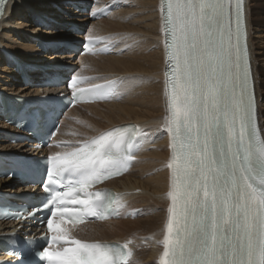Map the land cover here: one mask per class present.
Returning a JSON list of instances; mask_svg holds the SVG:
<instances>
[{"label":"snow or ice","instance_id":"obj_1","mask_svg":"<svg viewBox=\"0 0 264 264\" xmlns=\"http://www.w3.org/2000/svg\"><path fill=\"white\" fill-rule=\"evenodd\" d=\"M6 3L0 0V18ZM160 11L173 136L172 203L160 264H264V116L252 79L246 0H162ZM133 133L114 129L50 157L57 177L75 178L55 193L57 203L82 207L55 208L47 226L56 250L42 253L47 264H116L132 255L123 252L128 244L82 242L63 226L88 215L103 218L116 202L111 193L89 189L134 159ZM47 183L59 181L50 174ZM61 241L73 246L59 249Z\"/></svg>","mask_w":264,"mask_h":264},{"label":"bare ground","instance_id":"obj_2","mask_svg":"<svg viewBox=\"0 0 264 264\" xmlns=\"http://www.w3.org/2000/svg\"><path fill=\"white\" fill-rule=\"evenodd\" d=\"M48 1H51V3L48 4L45 0L41 2L36 0H10L0 24V49L9 48L23 60L37 61L30 57L31 54L37 53L35 40L48 41L52 38L44 40L46 38L45 34L42 35L44 30L39 29L38 25L35 26V30L30 31L32 34L27 33L29 27H32L35 22L33 21L35 16L47 15L59 21L56 26H54L55 24H52V26L58 30L59 34L64 35L70 34H67L68 29L71 27L70 22L85 23V21L79 20L78 15L81 13L73 7V4L85 0ZM97 1L110 3L116 0ZM121 1L122 5L119 11L113 12L107 19L91 23L89 26L91 34L89 36H102L108 42L117 44L113 55L76 58L78 61H72L75 55L67 53L68 51L63 47L60 50L52 48L50 50L52 53L50 56L47 55L48 57L44 53L42 54L41 50L40 58L48 59L51 61L50 64L79 66L82 68L81 75H88L83 72L85 70H93V73L90 74L93 76L95 74L103 75L107 72L109 77L102 79L103 81L119 79L123 82L122 93L124 98L121 102L81 106L72 110L69 118L75 114H78L81 118L75 119L73 123L67 122L62 129L60 139L80 143L105 129L130 122L137 123L141 131L149 134L151 140L154 141L150 155L153 158L150 157L147 162L145 161L146 158H143L149 147H151L147 145L140 153L138 161L129 175L111 184L119 191L130 193L131 205L141 204V206H146L143 209V214L146 213L149 217L144 220H140L141 217H139L135 221L90 225L82 237L91 241L135 240L137 255L132 264H158L156 260L159 251L163 249L161 239L164 235L167 213L170 207V167H168L170 154L166 127L165 36L160 11L161 0ZM246 2L259 113L264 116V12L257 10L264 7V0H246ZM54 7L61 9L63 13L60 15ZM96 10L97 8L94 9V11ZM119 31L125 32L126 37L123 38V34L122 36L119 35ZM111 34L115 35L111 36ZM110 36L111 38H109ZM68 37L73 38L71 35ZM12 43L18 45L15 46ZM63 59L65 60L63 61ZM40 61L38 60L39 63L45 64V62H42L43 60ZM65 61L67 63H64ZM3 65L4 68H1ZM19 82H22L19 75L8 66V61L0 50V87L3 88L2 90H7L19 97L36 96L37 93L35 92L41 91L38 87H17ZM36 82H40V80L37 79ZM56 91L57 89H48L46 94L49 95ZM104 108H109L105 114L101 112V109ZM101 117L107 119L108 124L106 123V126L101 124ZM87 122L93 125L97 123V129H91ZM261 123L264 125V120ZM9 147L11 145H8L3 131H0V149L7 150ZM142 159L143 162H141ZM144 176H147V178L143 179ZM0 189L5 193L18 194L22 191L23 186H20L17 181L0 178ZM122 222L139 226L142 228V230L140 229L141 232L139 231L140 234L137 233L136 237L123 235L124 233H122L123 236L111 235L112 227L117 224L121 225ZM7 231H9V228L4 226L0 233Z\"/></svg>","mask_w":264,"mask_h":264},{"label":"rangeland","instance_id":"obj_3","mask_svg":"<svg viewBox=\"0 0 264 264\" xmlns=\"http://www.w3.org/2000/svg\"><path fill=\"white\" fill-rule=\"evenodd\" d=\"M36 1H42V0H36ZM44 1V0H43ZM45 2H47L48 4H49V2L51 3V1H48V0H45ZM131 2V1H130ZM52 5V4H51ZM55 8V10L56 11H58V13L61 15V13H63L62 11H61V9H58L57 7H54ZM256 8H258V7H256ZM258 11H260V12H264V7H261L260 9L258 8L257 9ZM94 11V10H93ZM79 16V20L80 21H85V23L87 22V18H83V16H82V14H79L78 15ZM29 19H30V17H28ZM76 19V18H75ZM23 20H26V19H23ZM31 20V19H30ZM58 20H60V18H58ZM34 21V20H33ZM56 21V20H55ZM58 22L59 21H56V23H55V25L54 26H56L57 24H58ZM78 23V22H77ZM85 23H83V24H79V27H80V29H83L84 27H85ZM91 23H94L93 21L91 22ZM35 26H36V23H33L32 24V27H29V31L27 32V33H31L32 34V32H30V31H33V30H35L34 28H35ZM54 26L53 27H50V28H44L43 30H44V32H43V34L42 35H44V36H46V38L44 39V40H48V38H52V39H50V40H48L49 42H54V41H58V40H62L63 38L64 39H66V38H69V39H74L75 41L77 40V38L76 37H74L70 32H67V34H69V35H71L73 38H70V37H68L69 35H64V34H59L58 33V30H56L55 28H54ZM89 28V27H88ZM39 29H42V28H40L39 27ZM47 31V32H46ZM89 31H90V29H89ZM37 32V31H36ZM120 33H118L119 35H121L122 36V34H123V38H125L126 37V33L125 32H122V31H119ZM125 33V34H124ZM34 35H36V34H34ZM39 35V34H38ZM112 35H115V34H111V36ZM125 35V36H124ZM41 36V35H40ZM107 36H109V35H107ZM111 36L109 37V38H111ZM121 36H120V38H121ZM38 37V36H37ZM15 39H18V38H15ZM119 39V38H118ZM20 41H21V39H19ZM37 40H39V39H37ZM32 44V43H31ZM12 45H15V46H17L16 45V43L14 44V43H12ZM26 45V44H25ZM36 48V50H37V53H34V54H31L30 55V57H31V59H36L37 61L39 60V62H41L40 60H43L42 62H45V64H50V62L51 61H49L48 59H46V58H40V56H41V54H40V52H41V50L36 46L35 47ZM5 50H7V51H10L11 53H14L15 54V52H13V50L12 49H9V48H7V49H5ZM61 52V51H60ZM42 54L44 53V55H48V56H50L51 55V51L50 50H48V51H46V52H44V51H42L41 52ZM123 54V53H122ZM33 55V56H32ZM35 55V56H34ZM62 55V54H61ZM47 56V57H48ZM65 59H63V61H64ZM76 61H78V60H76ZM64 63H67L66 61L64 62ZM40 64H42V63H40ZM44 64V63H43ZM1 68H4V65L3 66H1ZM12 69V68H11ZM84 73H87L88 75H90L91 73H93V70L92 71H88V70H85V71H83ZM108 73L106 72L105 74L103 73V75H98V74H95L94 76H96V77H99V78H101V80L102 79H105V78H107V77H109V74L107 75ZM1 75H4V74H1ZM18 82V81H17ZM22 84L19 82L18 84H17V87L18 86H21ZM22 87V86H21ZM31 88V87H30ZM32 88H36V87H32ZM3 88H1L0 87V90H2ZM33 90H35V89H33ZM3 91H5L6 93H8V94H13V93H11V92H9V91H7V90H3ZM109 108H104V109H101V112H103L104 114L106 113V110H108ZM102 110H104V111H102ZM81 117L78 115V114H75V115H73L71 118H69L68 119V121L67 122H69V123H73V121L75 120V119H80ZM101 124H103V125H107L108 124V121H107V119L105 118H102L101 117ZM87 123H89V122H87ZM107 123V124H106ZM4 124V122L0 119V130H5L6 129V126H4L3 125ZM100 124V123H99ZM91 129L92 128H94V129H97V127L96 126H98L97 125V123L95 124L94 123V125L92 124V123H89V124H87ZM94 126V127H93ZM96 127V128H95ZM8 143V142H7ZM8 145H9V143H8ZM152 146H154V144L153 145H151V147H149V150L147 151V154L143 157L144 159H145V161L147 162V161H149L150 160V155H151V151L153 150L152 149ZM9 149H14V147H9ZM149 153V154H148ZM148 156V157H147ZM151 158H153V157H151ZM148 159V160H147ZM152 160V159H151ZM144 161V163H146ZM141 162H143V159L141 160ZM147 178V176H144L143 177V179H146ZM131 207L132 208H135V209H145V207L146 206H144V205H142L141 206V204H135V205H131ZM149 217V215L148 214H146V213H144V214H142L141 215V219L140 220H144V219H146V218H148ZM123 223V222H122ZM129 224V225H128ZM131 223H123V224H117V225H115V226H113V227H116L115 229L112 227V231H111V235H114V236H120V235H122V233H124L123 235H131V237H136L137 236V233H139L140 234V229L142 230V228H140L139 226V228L137 227V225H135L134 226V224H131ZM119 227V228H118ZM140 231V232H139ZM136 233V234H135ZM122 235V236H123ZM145 264H151V263H145ZM154 264H156V263H154Z\"/></svg>","mask_w":264,"mask_h":264}]
</instances>
